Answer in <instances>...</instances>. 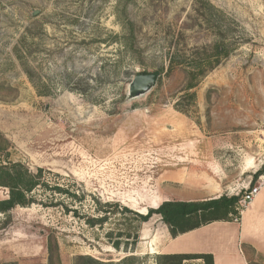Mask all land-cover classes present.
I'll list each match as a JSON object with an SVG mask.
<instances>
[{
  "label": "rangeland",
  "instance_id": "obj_1",
  "mask_svg": "<svg viewBox=\"0 0 264 264\" xmlns=\"http://www.w3.org/2000/svg\"><path fill=\"white\" fill-rule=\"evenodd\" d=\"M123 8L132 52L116 38ZM220 40L229 56L185 99L186 73L170 71V57L182 63ZM154 72L156 85L128 99L132 78ZM0 132L12 160L86 193L80 215L92 214L90 196L138 213L154 209L155 199L175 194L161 188L169 169H195L210 181L213 164L223 181L247 163L255 169L264 161V0H0ZM8 216L0 264H49L50 253L52 264L125 255L104 238L114 223L126 227L121 216L102 229L40 204Z\"/></svg>",
  "mask_w": 264,
  "mask_h": 264
},
{
  "label": "trees",
  "instance_id": "obj_2",
  "mask_svg": "<svg viewBox=\"0 0 264 264\" xmlns=\"http://www.w3.org/2000/svg\"><path fill=\"white\" fill-rule=\"evenodd\" d=\"M121 23L123 33L118 40L121 46L132 52L134 50L133 24L127 20L125 8L117 14ZM122 16V17H121ZM228 48V49H227ZM229 46L224 40H220L212 46L195 48L190 55L182 56V63H175L176 55L170 57L169 70L176 66H182L186 73L187 81L184 89V98L193 100V90L207 72L221 64L222 58L229 56ZM28 71H26L27 73ZM145 74V73H144ZM153 74L160 75L159 72ZM179 102V101H178ZM177 104V103H176ZM10 142L0 132V188L6 191V198L0 200V215L5 219L0 221V229L10 223L9 212L16 207H29L40 204L43 207H59L65 214H72L82 219L90 228L102 229L109 221L115 220L117 216L127 222L123 229L119 224L113 225L105 232L104 238L109 246L117 252L125 255L117 261H102L91 256L78 255L73 264H142L140 259L133 255V249L139 242V229L142 223L148 222L153 215H159L172 237L194 230L202 225L215 221L226 220L237 215V203L239 196L228 197L222 195L217 199H207L197 202L164 201L157 208L147 209L146 214H140L118 202H102L100 199L90 196L94 207L92 214L80 215L76 203L82 206L86 193L76 189L75 183L60 184L58 181H66L58 174L46 171L43 168L30 170L20 161L11 158ZM264 171V164L255 178ZM41 191L46 195L48 201L42 203L35 197V192ZM51 252V251H50ZM155 264H186L188 262L200 261L201 264H213L212 256L200 255H158ZM49 264H52L50 253Z\"/></svg>",
  "mask_w": 264,
  "mask_h": 264
},
{
  "label": "crops",
  "instance_id": "obj_3",
  "mask_svg": "<svg viewBox=\"0 0 264 264\" xmlns=\"http://www.w3.org/2000/svg\"><path fill=\"white\" fill-rule=\"evenodd\" d=\"M264 161L250 165H242L239 173L233 177L228 175L226 181L219 180L220 166L211 165L215 175L212 181L198 176V171L190 168L169 169L163 172L161 188L175 192L166 195L164 201L197 202L217 199L222 195L236 196L235 192L247 187L260 171ZM217 178V179H216ZM228 192V194H224ZM154 207V208H156ZM230 217L202 225L194 230L172 237L159 215H153L142 225L140 240L134 248V255H149V263L155 264L158 255H200L212 256L213 264H264V187L241 213L237 222ZM146 264V263H145ZM186 264H201L193 261Z\"/></svg>",
  "mask_w": 264,
  "mask_h": 264
},
{
  "label": "built area",
  "instance_id": "obj_4",
  "mask_svg": "<svg viewBox=\"0 0 264 264\" xmlns=\"http://www.w3.org/2000/svg\"><path fill=\"white\" fill-rule=\"evenodd\" d=\"M264 187V172L259 174L254 181L243 188L241 191L236 192V196L240 195L237 203V215L233 217L235 222L238 221L242 211L255 199L261 189Z\"/></svg>",
  "mask_w": 264,
  "mask_h": 264
},
{
  "label": "water",
  "instance_id": "obj_5",
  "mask_svg": "<svg viewBox=\"0 0 264 264\" xmlns=\"http://www.w3.org/2000/svg\"><path fill=\"white\" fill-rule=\"evenodd\" d=\"M156 74H138L132 78L128 85L127 98L135 99L148 93L157 83Z\"/></svg>",
  "mask_w": 264,
  "mask_h": 264
},
{
  "label": "bare ground",
  "instance_id": "obj_6",
  "mask_svg": "<svg viewBox=\"0 0 264 264\" xmlns=\"http://www.w3.org/2000/svg\"><path fill=\"white\" fill-rule=\"evenodd\" d=\"M157 201H158V199H155L154 201H153V205L156 207V205H157ZM158 207V206H157ZM156 207V208H157ZM139 213H141V212H139ZM147 213V209L145 210V212L143 213H141V214H146Z\"/></svg>",
  "mask_w": 264,
  "mask_h": 264
}]
</instances>
